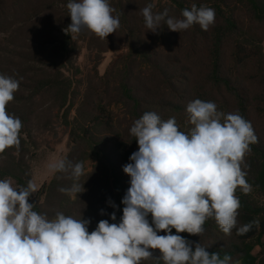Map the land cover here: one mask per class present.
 <instances>
[{"label":"clouds","instance_id":"9594fccd","mask_svg":"<svg viewBox=\"0 0 264 264\" xmlns=\"http://www.w3.org/2000/svg\"><path fill=\"white\" fill-rule=\"evenodd\" d=\"M154 7L149 3L141 10L154 34L162 23L179 33L194 24L207 31L215 23V9L210 7L193 4L182 10V18L169 16L168 9L154 13ZM67 9L71 23L63 29L65 34L88 31L105 39L120 27L109 0H69ZM19 87L20 80L0 74V153L20 148L22 121L7 111ZM186 112L192 125L187 132L180 130L175 117L163 120L154 111L134 121L130 134L138 150L123 166L130 187L121 201L119 223L102 219L89 232V219L62 212L49 219L29 202L38 191L36 184L30 180L25 187L14 185L11 178L0 179V264H142L154 258L153 250H159L155 259L163 264H233L229 254L221 258L200 242L193 249V242L180 233L200 236L210 218L226 235L234 228L242 236L260 227L253 219L237 228L241 201L235 194L238 187L244 194L251 191L245 158L259 140L250 121L238 112L218 111L212 101L195 99ZM50 170L70 171L72 186L59 191L73 195L85 190L78 183L83 162L61 159ZM110 218L116 220L115 212ZM161 231L166 234L159 235Z\"/></svg>","mask_w":264,"mask_h":264},{"label":"trees","instance_id":"16d2710c","mask_svg":"<svg viewBox=\"0 0 264 264\" xmlns=\"http://www.w3.org/2000/svg\"><path fill=\"white\" fill-rule=\"evenodd\" d=\"M169 1L174 18H182V10H190L193 4L198 8L203 6L215 9L214 25L204 31L198 24H194L179 33L169 30L162 23L159 34H154L145 26L141 10L134 9L129 15L127 11L115 8L121 23L126 26L124 32L129 40L130 53L126 65L138 62L140 68L131 78L120 80L115 88L110 89L112 94L108 106L101 102L95 104L83 127L76 126V129L81 131L84 142L88 144L90 153L87 158L77 159L70 153L65 160L72 164L83 162L84 174L78 183L83 185L85 190L78 194H68L65 202L59 205L49 219L54 218L57 212L76 219H89V232L95 230L102 219L119 223L124 207L121 201L130 187V177L124 173L123 166L130 162V155L138 150V144L130 134L134 121L147 111L156 112L164 120L166 109L180 110L183 104L187 106L195 99L212 101L217 105L218 111L225 114L238 112L250 121L258 137L259 142L250 145L251 152L245 158L248 165L245 169L246 180L252 186L251 191L244 194L238 187L235 194L241 201L237 228L253 219L260 221V227H254L242 236L237 235V229L234 228L231 235H226L220 230L215 219L210 218L204 224L202 235H190L186 232L180 235L193 242V249L195 243L200 242L208 252L220 253L221 258L224 254H229L233 264L237 261L239 264H259L254 250L260 248V252L264 254V55L255 42L264 43V0L240 1L246 6L247 24L240 23L233 12L228 15L223 12V6H228L227 0ZM135 7L139 9L136 4ZM163 10L157 6L153 8L154 13ZM168 14L173 17L169 11ZM61 15L56 26L62 30L71 23V18L69 15ZM51 31L47 29L46 24L44 33ZM66 37L71 41V34ZM60 50L55 49L48 54L42 52L44 67L40 73H34V88L35 95L56 91L55 101L64 106L69 97L67 90L70 83L68 79L62 80L51 74L52 71H60ZM141 64L149 66L143 75L148 83L144 90L133 84V81L138 79L136 74L141 73ZM169 71L182 75L171 77ZM177 86L184 87L185 90L180 93L176 90ZM176 97L180 102L176 103ZM159 99L167 101L166 108ZM231 102H234V105ZM114 106L122 108L123 114H117L113 110ZM185 113L187 114L186 110ZM19 118L23 128L24 124H27L26 116L21 115ZM20 141L18 151L8 148L3 153L6 161L0 166V179L11 178L16 185L26 187L29 182L27 166L17 157L25 147L21 137ZM88 159L93 160L94 165L92 171L86 173ZM64 173L57 172L44 189H48L49 193L51 190L55 192L62 188L60 179ZM66 182L68 186L65 188H70L74 181L69 177ZM38 195L43 197L45 193L39 191ZM257 196L263 203L257 200ZM109 201L116 207L113 208ZM41 206L40 202H36L33 210L41 213ZM61 209L66 211H60ZM101 210L104 211L103 215ZM113 212L116 214L115 221L110 218ZM148 219L151 223V215ZM172 233L176 234L175 229ZM158 234L166 233L161 231ZM159 255V250H153L154 258L142 261V264H163L162 260L155 259Z\"/></svg>","mask_w":264,"mask_h":264},{"label":"rangeland","instance_id":"374dc122","mask_svg":"<svg viewBox=\"0 0 264 264\" xmlns=\"http://www.w3.org/2000/svg\"><path fill=\"white\" fill-rule=\"evenodd\" d=\"M240 1L227 0L228 6H223V12L226 15L233 12L240 23L247 24L246 6ZM68 2L69 0H0V74L20 80L19 90L14 94V100L7 105V111L16 117L26 116L27 119V124H24L20 132L25 147L17 157L26 164L29 181L31 180L38 188V191L29 197V202L34 205L40 202L42 204L40 214H46L48 218L53 216L52 213L65 202L68 195L59 190L55 192L51 190L48 193V189H44L57 173L50 170V165L58 160H65L70 153L75 159L87 158L90 153L88 144L84 142L81 131L79 128L76 129V126L83 127L95 104L101 102L108 106L112 94L110 89L115 88L120 80L131 78L140 68L138 62L126 65L130 53L129 40L124 32L126 26L121 21L117 31L105 39L82 31L78 35L71 34L73 39L68 41L67 34L56 26L60 22L61 14L69 15ZM109 2L114 9L125 10L129 15L134 9L142 10L149 3H153L161 9H168L174 17L169 0H109ZM113 14L116 15L117 12ZM46 24L47 29L52 30L47 34L44 33ZM255 44L261 48L264 55V43L256 41ZM55 49H61L58 57L60 71H52L51 74L62 80L68 79L70 83L67 90L69 97L64 106L55 101L56 91L51 94L35 95L34 73H40L44 67L42 52L48 54ZM141 68V73L136 74L138 79L134 80L133 84L144 90L148 83L143 75L149 66L141 64ZM168 73L171 77L182 75L174 71ZM176 90L181 93L185 89L177 86ZM58 94L60 95V91ZM159 100L166 108L167 101ZM175 101L180 102L177 97ZM231 104L234 105V102ZM185 107L183 104L180 110L166 109L164 120L175 117L180 130L187 132L192 125L185 113ZM113 110L119 115L123 114L120 107L114 106ZM4 161L6 156L0 153V166L4 165ZM93 165V160H86V173L92 171ZM69 177L70 171L65 172L60 179L63 188L68 186L66 181ZM12 181L16 185L15 181ZM39 191H43L45 196L38 195ZM256 198L263 203L259 196ZM260 251V248H256L254 254L258 257V263L264 264V254Z\"/></svg>","mask_w":264,"mask_h":264}]
</instances>
